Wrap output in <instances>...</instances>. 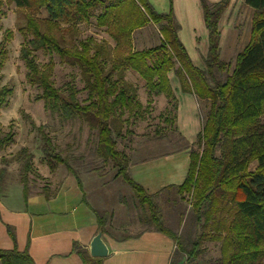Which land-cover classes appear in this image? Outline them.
<instances>
[{
	"label": "trees",
	"instance_id": "obj_1",
	"mask_svg": "<svg viewBox=\"0 0 264 264\" xmlns=\"http://www.w3.org/2000/svg\"><path fill=\"white\" fill-rule=\"evenodd\" d=\"M23 10L27 23L25 32L30 39L22 45L21 58L28 68L30 84L41 89L39 99L56 112L62 120L76 116L83 118L91 129L98 131V151L106 160L111 159L117 168L116 177H121L135 194L144 210L145 221H139L146 230L156 231L171 238L191 258L196 256L204 233L191 242V250L185 249L180 235L168 227L158 209L156 198L164 193L177 191L193 198L192 219L203 221L218 230L212 237L222 238V257L219 264H262L264 262V0H244L255 9L251 39L237 55L235 65L220 57L221 31L219 20L231 0L212 3L200 0L204 23L208 30V53L206 67L196 66L182 42L181 29L174 10L159 12L150 0H6ZM1 2V0H0ZM45 9L46 19L37 18ZM97 15L95 12H97ZM93 16L99 27L116 40V55L110 59L105 47L95 40L81 41L79 46H67L62 36H57L53 25H75L89 21ZM149 23L159 26L162 39L159 45L132 50V33ZM57 53L63 61L76 64L81 70L88 89V102L82 104L77 93L68 94L56 88L51 80L53 62L43 67L37 62L35 51ZM8 51L0 44V69L3 68ZM177 65V66H176ZM124 69L139 74L147 90L155 95L164 94L174 102L177 114V99L171 84L170 72L178 77L182 90L193 93L200 103L209 102V112L197 136L200 150H190V165L183 183L170 184L156 193H149L128 172V158L117 149L112 124L122 126L129 117L142 108L137 99L136 87L128 83ZM117 77H114V74ZM225 74L224 79H222ZM13 91L0 86V106L9 102ZM175 114V122H176ZM41 150L51 171L60 164L76 177L83 188L80 173L57 150L51 137L38 128ZM13 133L0 138V148L11 143ZM23 161L21 182L25 200L30 195L28 173L32 168V155L28 149L20 154ZM257 161L254 171L249 169ZM5 169H0V179ZM0 185V194H4ZM168 199V198H167ZM84 201L85 198H84ZM168 202V201H167ZM131 205V204H130ZM130 205L128 208L130 210ZM228 207L233 218L225 223L219 216ZM97 214L98 230L104 231L110 213ZM131 212V211H130ZM134 219V218H133ZM182 219V218H181ZM224 230L222 235L220 230ZM149 230V229H148ZM16 241L15 232L8 227ZM125 232V231H123ZM141 232V231H139ZM103 233V232H102ZM129 236L130 233L120 234ZM73 249L85 263L103 264V258L91 256L88 250L74 242ZM187 250V251H186ZM1 264H36L28 249H5L0 246ZM170 264H180L171 262Z\"/></svg>",
	"mask_w": 264,
	"mask_h": 264
},
{
	"label": "rangeland",
	"instance_id": "obj_2",
	"mask_svg": "<svg viewBox=\"0 0 264 264\" xmlns=\"http://www.w3.org/2000/svg\"><path fill=\"white\" fill-rule=\"evenodd\" d=\"M200 0H150L159 12H170L171 7L180 23L182 42L192 47L196 46L195 38L200 41L203 35L202 27L205 26L203 11ZM202 5V4H201ZM25 12L16 7L14 3L6 0L0 2V44L3 43L8 51L3 68L0 69V86H9L13 93L6 105L0 106V138L13 133L11 143L0 148V169H5L0 185L5 192L11 191L5 200L11 206L20 205L23 202L21 190L17 192L14 187L22 186L21 174L23 172V161L20 154L28 149L32 155V168L28 173L29 191L31 193H43L50 190L49 180L53 178L54 172L67 174L64 164H60L56 171H51L44 159L41 150V138L38 128L43 127L44 131L51 137L57 150L65 157L70 165L76 169L81 179L89 183L94 193L89 196L91 203L96 206L100 213H114L111 206L130 205L133 222L143 221L144 216L141 205L137 202L134 192L128 184L123 182L121 177H116L117 168L111 159L106 160L98 151V131L90 128L89 124L81 117L62 120L56 112H52L42 99H39L41 89L30 84L27 79L28 68L21 58V48L30 39L25 32L27 18ZM96 15L98 13L95 12ZM177 13V14H176ZM179 14V16H178ZM199 16V19H198ZM39 19L49 17L47 11L42 9L36 16ZM252 17L251 11L246 7L237 8L235 5L229 18H236V29L240 36L248 28ZM226 20V19H225ZM201 27V33H200ZM57 36L65 38V44L69 47L79 46L81 41L95 40L102 43L107 53L110 66V59L117 57L115 50L116 40L107 32L106 28L99 27L96 17L89 21L79 22L75 25L59 24L53 25ZM204 37V36H202ZM162 39L159 26L149 23L143 28L136 29L132 33V50H141L159 45ZM195 49V48H194ZM37 62L43 67L53 62L51 80L56 88L68 94L71 90L77 93L82 104L88 102V89L82 77L78 65L63 61L57 53H51L40 49L35 51ZM231 64L234 60L231 57ZM177 66V65H176ZM233 65L230 70L233 69ZM174 70L170 72L172 77ZM125 80L134 85L137 91V99L142 103V108L136 114L126 112L124 118L129 117L122 126L113 125V136L116 139L117 149L124 152L128 163L150 159L152 157L170 153L177 149L200 150L198 142L190 145L178 133L175 122L176 110L174 102L164 94L155 95L150 93L145 81L139 74L130 69H124ZM117 77V74H114ZM225 74L222 79H224ZM201 117L205 121L209 112V102L200 103ZM159 158V157H158ZM163 159L153 158L149 163H160ZM165 160V159H164ZM257 161H253L249 167L251 171L257 168ZM88 176V177H87ZM89 188V187H88ZM20 189V188H19ZM168 198V199H167ZM113 200V203H111ZM19 201V202H18ZM115 201V202H114ZM168 201V202H167ZM158 209L165 224L177 232L182 240L183 247L191 250V242L197 240L204 233L203 241L196 256L191 258L173 241L172 251L169 258L171 262L180 264H219L222 257V238L212 237L217 229L212 225L204 226L203 221L192 219L193 198L185 194L181 196L176 190L171 194L164 193L156 198ZM112 204V205H111ZM103 207H107L104 210ZM116 213H119L116 210ZM124 220L125 213L120 212ZM225 223L233 218V212L225 207L219 216ZM182 218V219H181ZM145 221V220H144ZM170 225V226H169ZM139 227V226H138ZM146 230L156 231L154 227ZM142 227L138 228V233ZM130 233L131 229L123 230ZM224 235L225 231L220 230ZM162 237L163 234H161ZM157 241H154L153 248L158 250ZM186 250V251H187ZM264 264V262L262 263Z\"/></svg>",
	"mask_w": 264,
	"mask_h": 264
},
{
	"label": "crops",
	"instance_id": "obj_3",
	"mask_svg": "<svg viewBox=\"0 0 264 264\" xmlns=\"http://www.w3.org/2000/svg\"><path fill=\"white\" fill-rule=\"evenodd\" d=\"M209 1L216 3L220 0ZM235 5L238 9L246 7L252 13L248 28L244 30L242 36L236 29V18H229ZM200 6L202 8L201 4ZM254 14L255 9L245 4L244 0H231L219 20L220 57L227 62H231L232 57L233 66L237 55L251 39ZM202 29L204 37L201 36L200 41L195 38L196 46L186 44V48L194 64L204 69L209 43L206 26ZM170 79L177 99L176 128L180 136L192 145L197 141L202 129L200 101L195 94L182 90L181 83L174 73ZM153 158L163 161L149 163L148 160ZM189 165L190 152L186 149H177L150 159L132 162L129 164L128 172L149 193H156L170 184L183 183ZM81 180L83 188L70 172L62 174L56 171L52 180H49L50 190L31 193L27 200L24 198L23 187H14L17 192L21 190L23 199V202L16 206H11L8 200H5L11 191L0 194V246L5 249H13L15 246L19 250L28 249L36 264H90L85 263L73 249L74 242H77L90 253L91 242L99 232L97 214L94 211L98 209L91 203L89 197L93 196L94 191L89 183L86 184L85 179ZM117 203L116 209L111 206L114 213L111 211L105 230L102 231L103 240L109 250L108 255L103 258V264H169L172 239L165 235L162 237V233L158 231L141 229V232L136 233L135 230L142 225L133 222L125 202L122 205L118 201ZM118 209L119 213H116ZM120 212L125 213L121 223L117 221L122 218ZM8 227L15 232L16 241L9 234ZM126 228L131 229L132 236L120 235L125 233L123 230ZM154 241L160 243L157 244L158 250L153 248Z\"/></svg>",
	"mask_w": 264,
	"mask_h": 264
},
{
	"label": "water",
	"instance_id": "obj_4",
	"mask_svg": "<svg viewBox=\"0 0 264 264\" xmlns=\"http://www.w3.org/2000/svg\"><path fill=\"white\" fill-rule=\"evenodd\" d=\"M102 236L103 233L99 231L91 242L90 254L93 257L104 258L109 253L108 247Z\"/></svg>",
	"mask_w": 264,
	"mask_h": 264
}]
</instances>
